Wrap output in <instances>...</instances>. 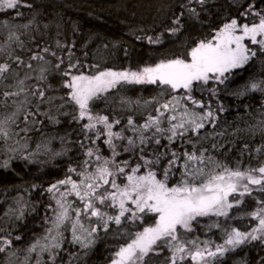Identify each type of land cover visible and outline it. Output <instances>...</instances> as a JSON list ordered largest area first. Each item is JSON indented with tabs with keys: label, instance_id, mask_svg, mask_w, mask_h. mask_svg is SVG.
<instances>
[{
	"label": "snow or ice",
	"instance_id": "1",
	"mask_svg": "<svg viewBox=\"0 0 264 264\" xmlns=\"http://www.w3.org/2000/svg\"><path fill=\"white\" fill-rule=\"evenodd\" d=\"M208 3L180 0L179 11L173 12L159 35L136 38L160 45L165 34L179 37L188 21L203 23L200 10ZM41 7L33 0H0V12L12 10L15 17L24 15L21 8L31 10L27 23L6 20L0 24L4 30L0 36V152L9 154L0 161V169H9L15 159L31 163L41 154L62 156L69 143L79 145L82 159L69 164L63 179L43 189L53 203L47 206L42 234L19 243L24 240V221L35 211V205L29 207L23 196L15 197L0 212V264H74L76 253L65 245L78 247L86 255L101 232L123 241L109 264H160L156 258L161 256L163 264H185L186 260L221 264L226 253L245 244L264 245V144L254 149L260 157L255 165L241 167L238 162L232 167L217 158V153L231 150L222 139L226 130L218 126L220 113L227 110L218 100L220 86L232 79L235 70L264 57V8L252 0H228L236 17L213 23V30L202 38L187 41L182 54L118 70L105 66L102 55L94 62L76 58L75 41L56 39L54 44L42 45L30 35H43L38 21ZM249 17L257 19L250 25L244 22ZM103 47L107 49L108 44ZM124 52L127 56V48ZM141 85L159 90L143 101L152 106V112L142 114V123L135 117L143 106L141 100L127 96L130 87ZM253 92L264 96V79L250 81L231 94L243 98ZM98 101L113 111L118 108L131 114L123 120L110 119L94 111ZM260 115L248 132L254 134L258 127L264 134V101ZM62 116L79 125V139L72 141L71 134L60 137L64 147L56 151L50 146L55 137L42 138L34 151L29 150L30 133L59 125ZM229 144L234 146L232 141ZM243 149L251 156L247 143ZM246 196L254 206L249 211L245 205L242 215L255 225L240 230L227 221L234 218L235 214L230 216L233 209L245 204ZM205 217L216 220L205 225ZM199 227L221 229L222 243L189 235ZM258 264H264V256Z\"/></svg>",
	"mask_w": 264,
	"mask_h": 264
},
{
	"label": "trees",
	"instance_id": "2",
	"mask_svg": "<svg viewBox=\"0 0 264 264\" xmlns=\"http://www.w3.org/2000/svg\"><path fill=\"white\" fill-rule=\"evenodd\" d=\"M33 2L42 5V15L38 17L40 34L35 38L43 45L46 41L54 44L56 39L71 44L75 41L73 52L75 57L82 62L95 61L101 55L102 63L105 66H112L115 69H136L145 64H154L164 57L172 55H180L185 51V44L191 39L202 38L204 35L212 31V24L219 25L227 16L236 17L235 9H229L228 0H209L205 9L201 11L203 23L195 21L187 22V30L179 37H169L165 34L164 43L160 45H150L147 41L138 40L137 36L159 35L164 27L170 23L171 16L174 11L178 12L180 0H33ZM252 3L264 8V0H252ZM24 13L22 17H15L12 10L0 12V24L4 21H14L15 23H27L31 19V10L21 8ZM243 20L244 18H240ZM255 17H249L244 20L245 23H251L256 20ZM48 24L49 28L44 29L43 25ZM75 29V30H74ZM143 29V31H140ZM3 29H0V36L3 35ZM59 35L57 36V33ZM27 39V37H22ZM246 43H249L247 41ZM108 44V48L104 49L103 45ZM116 44V47L112 45ZM256 47V46H251ZM127 48L128 55H125L124 49ZM87 53V56H85ZM63 55V53H62ZM2 56V54H0ZM65 59L67 57L65 56ZM264 79V57H256L242 69H237L232 74V79L221 85L219 93V103L223 104L227 109L220 113L218 126L221 130H226V136L222 139L226 146L230 147V151H225L221 155L217 153V158L236 167L237 163L241 167L255 165L259 162L260 157L255 153L254 149L264 144V134L257 127L254 134L247 131L249 126L257 125L261 119L260 105L264 101V96L259 92L249 93L246 97L237 98L231 93L244 87L245 84L253 80ZM159 90L154 85H141L130 87L127 96L132 100L140 99L143 105L144 100H150L157 95ZM94 111L101 115H108L109 118L119 116L123 119L131 114L127 111L116 109L113 111L108 105L102 101L97 102ZM152 112L151 105H143L135 113V117L141 123L143 115ZM154 114V113H153ZM59 125H48L44 128L43 133H30L31 139L28 141L29 150L34 151L41 139L47 140L49 137H55L51 141V148L61 151L64 147L60 142V137L71 134L70 139L75 141L80 137L79 125L69 123V117H60ZM39 127V126H38ZM237 129L241 131L237 132ZM236 133L235 136L232 134ZM220 139V138H218ZM234 142V146L229 144ZM100 143V141H98ZM247 143L249 149L253 150L251 156L248 151L243 149V145ZM68 151L55 158L47 155H38L33 162L15 159L11 162L9 169H0V212L5 210L13 199L23 196L24 200L29 201V207L35 205V211L27 215L23 229V243L30 240L34 235H40L44 231V216L47 206L53 203L49 199V194L43 189L64 178L69 164L75 163L82 159V151L76 143L67 145ZM243 152V155L241 154ZM105 153L107 154L106 150ZM0 152V161L7 159L8 156ZM39 187L33 189L32 186ZM259 195V194H256ZM229 199H232L230 197ZM245 204L240 206L239 210L232 211L233 219L227 221L231 226L240 227L241 230L249 229L255 225V221H251L247 216L242 215L247 205V210H251L254 201L251 197H244ZM51 215V213H48ZM211 219V220H208ZM202 219L203 224L208 221L216 220L215 217ZM221 224L224 219L219 218ZM151 223V220L148 221ZM200 228V227H199ZM203 227H201V230ZM198 234L200 240L202 235ZM100 239L96 245L87 251L85 255L78 247L65 245L70 251L76 253L74 264H109L110 258L119 243L123 241L115 240L111 235L100 234ZM211 237V235H210ZM209 235H203V238L209 239ZM215 243H222L220 236H215ZM264 256V245L258 241L251 244H245L238 248L235 252L226 253L221 258V264H258L259 258ZM67 259V254L65 253ZM163 264V257L156 258ZM185 264H193L191 260H186Z\"/></svg>",
	"mask_w": 264,
	"mask_h": 264
},
{
	"label": "rangeland",
	"instance_id": "3",
	"mask_svg": "<svg viewBox=\"0 0 264 264\" xmlns=\"http://www.w3.org/2000/svg\"><path fill=\"white\" fill-rule=\"evenodd\" d=\"M247 41H245V43H246ZM3 154H5L6 156H8L9 154L8 153H6V152H3ZM2 154V155H3ZM234 211H236L235 209H233ZM232 210V211H233ZM230 212V214L231 213H233V212ZM208 218H212V217H205V218H202V219H208ZM221 219H224L223 217H221ZM208 220H211V219H208ZM212 221H208L207 223H211ZM206 223V224H207ZM205 224V225H206ZM238 229H240V227H237ZM197 232L199 233V235H202V240L201 241H205V240H210V241H212V237L213 236H211L210 237V235H211V232L212 233H214L215 234V236L217 235V236H220L221 238H222V235H223V233H222V231H221V229H218V228H216V227H213L210 231L206 228V227H203V229L201 230V227L200 228H197ZM241 230V229H240ZM189 235H191L192 237H196V234H194V233H192V234H189ZM203 235H209V239H206V238H203ZM197 236H198V234H197ZM237 250V249H236ZM235 250V251H236ZM235 251H233V252H235Z\"/></svg>",
	"mask_w": 264,
	"mask_h": 264
},
{
	"label": "flooded vegetation",
	"instance_id": "4",
	"mask_svg": "<svg viewBox=\"0 0 264 264\" xmlns=\"http://www.w3.org/2000/svg\"><path fill=\"white\" fill-rule=\"evenodd\" d=\"M211 236H213L211 239H212V241H214V238H215L214 233L211 232Z\"/></svg>",
	"mask_w": 264,
	"mask_h": 264
}]
</instances>
